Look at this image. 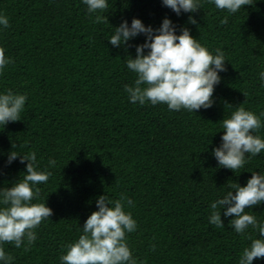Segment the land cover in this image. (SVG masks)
<instances>
[{
  "label": "trees",
  "instance_id": "16d2710c",
  "mask_svg": "<svg viewBox=\"0 0 264 264\" xmlns=\"http://www.w3.org/2000/svg\"><path fill=\"white\" fill-rule=\"evenodd\" d=\"M197 2V12L177 15L162 0H108L97 13H89L83 0H0V15L10 25H0V47L11 61L0 72V94L27 97L21 120L0 124V190L27 170L19 156L8 163L10 152H35L37 170L51 176L33 185L40 195L32 202L53 210L34 230V244L0 245L11 264H61L66 245L83 234L103 195L114 201L123 194L133 202H125L137 222L127 243L137 264H239L244 248L261 238L251 226L237 233L224 209L225 226L217 228L210 206L232 190L229 182L246 186L252 172L264 175V151L246 157L236 173L213 155L222 144L221 121L240 106L260 118L254 134L264 139V0L236 13L217 9L212 0ZM97 15L108 22L95 23ZM133 18L153 29L168 18L178 35L188 28L211 54L223 51L226 71L219 73L211 108L174 111L129 99L125 85L134 86L137 76L127 58L136 57L147 37L120 47L109 40L115 27L125 20L131 26ZM246 211L264 223V204Z\"/></svg>",
  "mask_w": 264,
  "mask_h": 264
},
{
  "label": "clouds",
  "instance_id": "9594fccd",
  "mask_svg": "<svg viewBox=\"0 0 264 264\" xmlns=\"http://www.w3.org/2000/svg\"><path fill=\"white\" fill-rule=\"evenodd\" d=\"M83 3L89 13L103 12L108 8V0H83ZM212 3L217 9L236 13L242 6L252 5V0H212ZM162 4L177 15L182 11L194 13L201 8L197 0H162ZM94 22L105 23L108 18L97 15ZM189 22L197 23L193 17H189ZM227 22V17L221 20V24ZM0 25L10 26L6 16L0 15ZM140 34L146 35V42L137 46L135 58H127V68L137 76L134 86L125 85L129 99L140 104L146 101L152 105L166 104L174 111L186 109L196 113L201 108H211L215 86L221 81L219 73L226 71L223 51L216 49V55L211 54L188 28H183L178 35L176 26L168 18L163 19L158 29L145 26L138 18H133L131 26L125 20L115 27V34L109 41L120 47ZM145 49H148L147 54ZM10 62L4 48L0 47V72ZM260 79L264 80V72L260 73ZM26 99V95L14 94L11 90L0 94V124L21 120ZM221 122L222 144L214 149L213 155L220 167L236 173L247 163L246 157H255L264 151V139L254 134L260 130L261 120L240 106L230 118ZM18 156L21 163L28 161L27 170L22 180L0 190V205H3L0 207V245L11 243L21 248L25 241L27 245L34 244L37 239L34 230L53 215V210L47 204L32 202L40 195V188L34 190L33 185L46 183L51 173L37 170L35 152L20 156L11 151L8 163ZM49 164L54 167L56 161L50 160ZM228 185L232 190L210 206V223L223 228L221 210L224 209V216L233 217L229 226L237 233L243 235L250 226L257 230L261 238L251 240L250 247L244 248L239 261V264H253L254 259L264 258V223L258 222L246 209L264 204V175L252 172L246 186L230 182ZM125 202L132 206V200L123 194L114 201L107 195L100 196L96 202L99 210L87 218L82 227L83 234L66 245L67 252L60 257L61 264H137L127 243V234L136 231L137 222L130 212L125 211ZM152 247L155 250V245ZM24 250L29 248L25 246ZM12 259L0 246V261L11 264Z\"/></svg>",
  "mask_w": 264,
  "mask_h": 264
}]
</instances>
